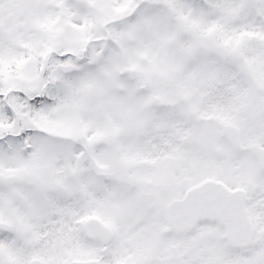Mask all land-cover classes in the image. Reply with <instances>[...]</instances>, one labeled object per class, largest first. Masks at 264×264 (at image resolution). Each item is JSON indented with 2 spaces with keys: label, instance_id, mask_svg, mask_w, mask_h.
<instances>
[{
  "label": "snow or ice",
  "instance_id": "1",
  "mask_svg": "<svg viewBox=\"0 0 264 264\" xmlns=\"http://www.w3.org/2000/svg\"><path fill=\"white\" fill-rule=\"evenodd\" d=\"M0 264H264V0H0Z\"/></svg>",
  "mask_w": 264,
  "mask_h": 264
}]
</instances>
